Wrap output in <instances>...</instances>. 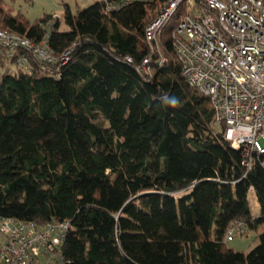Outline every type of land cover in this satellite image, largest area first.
Returning <instances> with one entry per match:
<instances>
[{
	"label": "trees",
	"instance_id": "obj_1",
	"mask_svg": "<svg viewBox=\"0 0 264 264\" xmlns=\"http://www.w3.org/2000/svg\"><path fill=\"white\" fill-rule=\"evenodd\" d=\"M167 1L63 4L62 18L31 24L0 0L2 29L69 52L65 65L24 52L27 74H0V219L68 222L64 264H264V170L246 172L182 76L181 10L160 34L162 65L145 40ZM148 56L151 75L139 70ZM235 220L257 233L247 254L223 241Z\"/></svg>",
	"mask_w": 264,
	"mask_h": 264
},
{
	"label": "built area",
	"instance_id": "obj_2",
	"mask_svg": "<svg viewBox=\"0 0 264 264\" xmlns=\"http://www.w3.org/2000/svg\"><path fill=\"white\" fill-rule=\"evenodd\" d=\"M132 1L153 0L107 3V11H117ZM179 10L172 41L182 76L208 100L214 127L234 150L242 152L241 166L246 172L256 161L264 170V0H168L145 30L150 53L159 55L160 65L165 62L160 34ZM24 52L41 63L68 62L69 52L54 57L47 39L35 45L0 26V61L7 66L3 72L27 74V61L19 55ZM150 63L148 56L139 70L151 75ZM68 230V222L37 225L0 219V235L5 240L0 264H64L61 245ZM250 232L247 224L235 220L223 241L246 238Z\"/></svg>",
	"mask_w": 264,
	"mask_h": 264
},
{
	"label": "rangeland",
	"instance_id": "obj_3",
	"mask_svg": "<svg viewBox=\"0 0 264 264\" xmlns=\"http://www.w3.org/2000/svg\"><path fill=\"white\" fill-rule=\"evenodd\" d=\"M64 1L70 2L72 7L78 6L76 9L78 11L87 8L97 0H3L6 11H9L14 16H22L31 24L45 15L57 14L62 17L64 14ZM61 30H67V28L62 24ZM6 67V65L0 63V74L3 73ZM216 130L219 131V128H216ZM248 200L251 215L257 216L259 210L254 207L253 193L249 194ZM262 228L264 229V226ZM255 236V234H249L247 238H235L233 241L228 242L227 246L233 248L235 252L247 254L256 246Z\"/></svg>",
	"mask_w": 264,
	"mask_h": 264
},
{
	"label": "crops",
	"instance_id": "obj_4",
	"mask_svg": "<svg viewBox=\"0 0 264 264\" xmlns=\"http://www.w3.org/2000/svg\"><path fill=\"white\" fill-rule=\"evenodd\" d=\"M64 4H66V5H68L69 6V8L71 9V11L74 13V12H76L77 10V7L78 6H75V7H72L71 6V4H70V2H66V1H64ZM77 5V4H76ZM52 16H55V17H57L58 19H60V18H62V17H60L59 15H57V14H52ZM250 193H253V195H254V203H255V208H258V210H259V205H258V203H257V199H256V197H255V193L253 192V191H250L249 192V194ZM249 196V195H248ZM259 214V213H258ZM258 214H257V216H258ZM253 216V215H252ZM254 217H256V216H254ZM263 228H261L260 230H259V232L262 230ZM250 234H255L256 236H257V233H255V232H250ZM1 236V240H0V249H1V247H2V245L4 244V242H5V240H4V238L2 237V235H0ZM249 236V235H248ZM256 236H255V239H256ZM247 238V237H246ZM225 243V242H224ZM227 243L228 242H226L225 244H226V247L228 248V249H230V250H233L234 252H235V250L233 249V248H229L228 246H227ZM255 243H256V240H255Z\"/></svg>",
	"mask_w": 264,
	"mask_h": 264
},
{
	"label": "clouds",
	"instance_id": "obj_5",
	"mask_svg": "<svg viewBox=\"0 0 264 264\" xmlns=\"http://www.w3.org/2000/svg\"><path fill=\"white\" fill-rule=\"evenodd\" d=\"M169 103H171L172 105H175L177 103V100L173 98L172 100L169 101Z\"/></svg>",
	"mask_w": 264,
	"mask_h": 264
}]
</instances>
